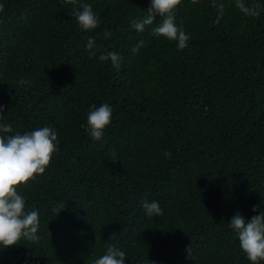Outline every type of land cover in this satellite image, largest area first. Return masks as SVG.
I'll return each instance as SVG.
<instances>
[{"label":"trees","instance_id":"obj_1","mask_svg":"<svg viewBox=\"0 0 264 264\" xmlns=\"http://www.w3.org/2000/svg\"><path fill=\"white\" fill-rule=\"evenodd\" d=\"M85 3L95 29L76 20ZM149 6L0 0L5 118L13 132L50 125L59 139L46 171L17 187L40 239L0 249V264H93L108 244L127 264H252L228 221L264 208V0H179L183 49L151 31L159 14L132 27ZM110 50L118 67L98 58ZM104 102L113 117L95 140L87 114ZM145 198L162 212L147 215Z\"/></svg>","mask_w":264,"mask_h":264},{"label":"clouds","instance_id":"obj_2","mask_svg":"<svg viewBox=\"0 0 264 264\" xmlns=\"http://www.w3.org/2000/svg\"><path fill=\"white\" fill-rule=\"evenodd\" d=\"M179 0H150L147 15L142 19L132 21V27L143 31L146 25H151L156 14L162 17L159 24L151 31L177 41V47L183 49L189 39L185 29L175 23L173 10ZM258 14V13H257ZM76 20L84 30L95 29L100 19L90 4L85 3L82 10L75 12ZM104 35L110 37L111 31L104 30ZM142 43V42H140ZM86 48L89 55L94 54L95 39L88 37ZM139 44L133 47L136 51ZM100 60H111L119 66L120 55L115 50L101 52ZM5 109L0 105V249L19 245L22 239L37 241L39 213L38 210H26L25 197L19 194L17 187L26 185L28 181L43 174L52 161L54 154L59 150V139L55 128L50 125L37 127L23 133L13 132L12 124L4 115ZM113 117V108L107 103L91 106L87 114V131L89 135L100 140ZM164 155H168L165 151ZM142 207L147 215L160 214L162 209L156 200L145 198ZM253 205V212L257 211ZM60 212V211H59ZM239 238L241 249L252 264L264 261V208L260 207L258 214L247 219L240 211H236L228 221ZM191 245L187 252L191 256ZM127 253L114 244H108L103 255L93 260V264H127ZM145 264H154L146 261Z\"/></svg>","mask_w":264,"mask_h":264}]
</instances>
